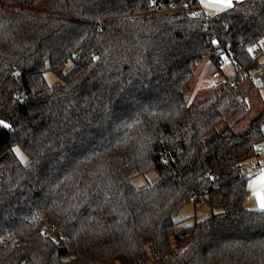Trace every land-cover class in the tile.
Segmentation results:
<instances>
[{"label": "trees", "instance_id": "obj_1", "mask_svg": "<svg viewBox=\"0 0 264 264\" xmlns=\"http://www.w3.org/2000/svg\"><path fill=\"white\" fill-rule=\"evenodd\" d=\"M262 42L264 0L212 14L198 0H0V264H264L243 173L264 109L203 142L244 95L236 75L262 64L264 91ZM207 55L236 75L188 105ZM152 171L142 190L128 177ZM192 201L222 213L179 228Z\"/></svg>", "mask_w": 264, "mask_h": 264}, {"label": "rangeland", "instance_id": "obj_2", "mask_svg": "<svg viewBox=\"0 0 264 264\" xmlns=\"http://www.w3.org/2000/svg\"><path fill=\"white\" fill-rule=\"evenodd\" d=\"M262 48L263 53L260 54L261 52H258L260 55V63L261 61H264V44H262ZM72 66V61H69L66 70H69ZM229 69L232 71L231 66ZM214 71L220 72L221 78L224 76L223 67L218 70L211 62L209 55H207L198 65L197 69L195 70L194 78L190 82L189 86L184 90V97L188 105L199 103L210 96L213 86L218 84L217 82L219 80H212L211 76ZM45 77L50 86H55L60 83V78L50 70L46 72ZM241 90L244 93L242 97L244 100V105H238L235 112L228 115L225 118V121L217 126L215 131L209 133L203 138V142H209L215 136L217 131L224 129L225 127H232L234 132L238 135L245 134L249 131L250 122L255 119L264 109V91L258 88V84L252 82L251 80L245 82L241 86ZM17 149L18 148L14 149L17 156L22 160L23 163H28V157L20 149H18V154ZM128 177L138 190L149 187L159 178L158 174L154 171L144 175H138L136 172H133L130 173ZM245 206L246 208L250 209L251 205L249 200H247ZM221 213V208L213 209L207 204L198 205L196 207L192 201L185 204L179 210L175 220L181 222L179 225V228H181L191 226L195 222L205 220L212 214L220 215Z\"/></svg>", "mask_w": 264, "mask_h": 264}, {"label": "crops", "instance_id": "obj_3", "mask_svg": "<svg viewBox=\"0 0 264 264\" xmlns=\"http://www.w3.org/2000/svg\"><path fill=\"white\" fill-rule=\"evenodd\" d=\"M242 0H232V6ZM200 9L208 14L215 12H221L228 8L213 3V0H198ZM263 53V48L262 51ZM230 66L232 71H230ZM229 69V70H228ZM224 76L231 77L235 75V67L233 64L228 63L223 67ZM215 81V80H214ZM241 89V87L239 88ZM247 172L250 176L247 195L245 199V204L247 200L251 205L250 209L264 211L260 208L258 195H264V142L258 149V156L250 160L247 165ZM249 209V208H248Z\"/></svg>", "mask_w": 264, "mask_h": 264}, {"label": "built area", "instance_id": "obj_4", "mask_svg": "<svg viewBox=\"0 0 264 264\" xmlns=\"http://www.w3.org/2000/svg\"><path fill=\"white\" fill-rule=\"evenodd\" d=\"M161 7H164V3H162L161 5H159ZM152 7L155 8V3H152ZM262 48V46H261ZM253 54H256L259 52V48H254L252 50ZM221 63H222V67L226 66L228 63H231V61L228 59V58H224V60H221ZM263 73V65L262 64H259L258 65V68L252 72L251 74H240V75H236L237 79H234L232 82H231V87L235 88V89H239L245 82L251 80L252 82L254 83H260L261 82V75ZM212 80H218V79H221V74L220 72H217V73H213L212 76H211ZM238 101V104L239 105H244V100L242 97L238 98L237 99ZM245 175L248 174V172H243ZM194 199H196V197H194ZM53 229H55V227L53 226L52 227Z\"/></svg>", "mask_w": 264, "mask_h": 264}, {"label": "snow or ice", "instance_id": "obj_5", "mask_svg": "<svg viewBox=\"0 0 264 264\" xmlns=\"http://www.w3.org/2000/svg\"><path fill=\"white\" fill-rule=\"evenodd\" d=\"M213 3H216V4L221 5L223 7H226V8L232 7V0H213ZM262 44H264V42H262ZM96 59H98V58H96ZM261 63H264V61H261ZM0 125H3V127H5V128L11 127L10 124L6 123L3 120H0ZM17 152L19 154V150L18 149H17ZM258 200H259L260 208L262 210H264V195H258Z\"/></svg>", "mask_w": 264, "mask_h": 264}]
</instances>
